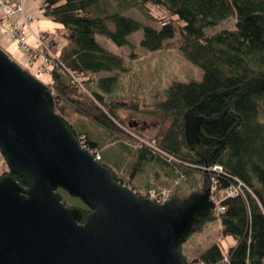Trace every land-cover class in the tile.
I'll return each instance as SVG.
<instances>
[{"label":"trees","instance_id":"obj_1","mask_svg":"<svg viewBox=\"0 0 264 264\" xmlns=\"http://www.w3.org/2000/svg\"><path fill=\"white\" fill-rule=\"evenodd\" d=\"M126 6L136 9L158 29L110 13L107 0H43L38 10L58 25L55 33L60 37L50 43L54 57L50 59L48 80L43 83L53 95L55 113L88 153L100 155V164L118 183L147 198L150 189L159 190L154 187L156 182L149 175L140 192L133 179L150 166L148 174L162 181L167 178L170 197L183 200L201 191L204 166L186 142L185 113L212 95L199 110V115L207 119L201 129L212 141L228 134L234 120L223 114L229 98L225 92L251 79H264V0H126ZM226 21L230 28L207 32ZM108 23L113 25L112 30ZM139 30L140 46L145 51L174 49L201 69V79L171 82L163 98L150 105L137 98L114 97L121 76L130 72L134 55L128 61L111 53L96 37L125 46L131 45L128 37ZM176 32L179 38L173 40ZM99 74L104 75L96 78ZM231 109L242 123L209 159V167L220 170L210 172V180L214 196L222 197L223 212L201 218L192 230L199 231L205 223L218 219L221 240L230 238L231 242L226 247L217 242L192 260L183 255L185 264L198 260L206 264H264V89L243 94ZM119 110L154 117L159 123L157 133L149 139L143 137L121 121ZM69 115L82 117L97 129L75 130L65 119ZM133 135L146 144L140 145ZM201 144L209 147L205 140ZM123 169L129 175L123 174ZM183 176L192 187L188 194L180 182L173 185ZM230 186L239 187L240 194L224 197ZM59 193L66 206L81 209L84 216L88 213L78 199L62 190Z\"/></svg>","mask_w":264,"mask_h":264},{"label":"water","instance_id":"obj_2","mask_svg":"<svg viewBox=\"0 0 264 264\" xmlns=\"http://www.w3.org/2000/svg\"><path fill=\"white\" fill-rule=\"evenodd\" d=\"M262 89L255 78L225 92L223 114L234 125L218 141L199 115L212 95L185 113L186 142L205 167L242 123L231 104ZM0 154L8 168L0 177V264H185L180 245L214 209L208 171L200 192L164 204L118 183L55 113L49 87L1 48ZM59 190L88 213L66 206Z\"/></svg>","mask_w":264,"mask_h":264},{"label":"rangeland","instance_id":"obj_3","mask_svg":"<svg viewBox=\"0 0 264 264\" xmlns=\"http://www.w3.org/2000/svg\"><path fill=\"white\" fill-rule=\"evenodd\" d=\"M28 2H30L34 13L32 14L26 13L24 7H23V11L20 13L26 16L34 17L35 19H37V22L33 24L30 28L25 29L24 45H22L20 41L17 39L19 38L18 35H15V33L10 30V28H12L13 25L12 26L10 25L9 26L10 28H6L5 26H3L4 24H2L1 22L2 15L0 12V48L7 55H9L14 61L23 65V68L25 69L30 68L29 70L36 74V78L38 80L42 82H46L48 80L47 73H49V71L42 68L44 57L40 56V54L37 52L39 50V47L36 43L37 39H34V37L35 35L41 33H51L55 35L57 40H60V37L55 33L57 32L56 28L58 27V25L38 12V8L41 6L42 0L28 1ZM107 6H108L107 9L110 13L115 12L118 14L129 16L137 21H140L144 25H149L151 27H154L155 29H158V26L156 24L148 22L143 17V15H141V13L138 12L136 9H128V7L126 6V0H107ZM21 17L22 15H20L19 13L13 14V21L16 22L18 26L24 25V23H21L22 22ZM107 26L110 30L113 29L112 24L108 23ZM224 27L230 28L231 27L230 22L226 21L224 23H221L217 27L207 30V32L214 33ZM178 38H179V34L178 32H176L173 40H176ZM96 39L97 42L105 50L114 53L116 55H119L121 57H124L126 60L132 59L131 56L134 55L133 60L131 61V63H129L130 72L126 76H121L120 82L118 84V89L114 97L122 98L126 100L137 98L136 100H139L141 102H143L144 99H147V102L150 101L148 102L150 105L163 98L164 91L171 82L174 81L188 82L190 80L201 79V75H202L201 69L198 66L193 65L188 61H186L178 51L174 49L162 50L157 52L145 51L140 46V41L142 39L141 30L133 33L128 37L131 45L116 46L111 41L105 39L102 36H97ZM45 56L48 57V58L45 57L47 60L52 59L50 58L51 55L45 54ZM102 75L104 74H99L96 76V78ZM139 114L140 113H132L126 110H119L117 116L127 126H130L133 124H137V121H139V119L142 118V116L140 115L143 114L140 115ZM135 115L138 116L135 117ZM65 119L75 130L85 128L87 130L93 131L94 129H97L95 124L76 115H69L65 117ZM209 168H210L209 166L208 167L201 166L203 172L208 171L210 173L211 171L208 170ZM7 170L8 168L4 164L3 158L0 154V176L6 173ZM150 170L151 167L148 166L147 168H145L143 173L138 175L139 177L135 178V180L140 179L141 184L144 186L145 181L147 180L146 177L150 175L152 178H154V176L151 175L152 173L148 174ZM127 173L128 171L126 170L125 172L123 169V174H126L127 176L129 175ZM195 174L199 175L198 173ZM166 179L167 178H165L163 182H158V183L157 181H155L156 184L154 187H156L159 190H168V188L166 187L168 183ZM179 179L173 182V185L180 182L179 185L184 189L185 194L191 192L192 187L189 186L187 177L183 176L182 178L179 177ZM212 187L213 185H211V189ZM152 189L155 190V188ZM140 192H142V190ZM233 193H235L233 190L231 193L225 190L224 197L229 198L230 195ZM219 198L215 197L213 192L211 191V200L214 204L215 209L210 214H213V212L221 208L220 203L222 197L220 196ZM217 242H221L223 247H226L227 244L231 242V239L228 238L221 240L220 221L218 219H215L205 223L199 231H194L191 234H189L186 241L180 245V252L187 259L192 260L197 258L202 252H204L207 248H209L210 246H212Z\"/></svg>","mask_w":264,"mask_h":264},{"label":"built area","instance_id":"obj_4","mask_svg":"<svg viewBox=\"0 0 264 264\" xmlns=\"http://www.w3.org/2000/svg\"><path fill=\"white\" fill-rule=\"evenodd\" d=\"M22 11H23V0H20V1L19 0H0V12L2 15L1 22H2V24H4L3 26H5L6 28H10L9 26L13 25V27L10 28V30L12 32H14L15 35H18L19 38H17V39L20 41V43L22 45H24L25 29L30 28L33 24H35L37 22V19H35L32 16H26L24 14H21L20 12H22ZM38 12L40 14H42L41 9H39ZM16 13L17 14L19 13L20 15H22V17H21L22 22L21 23H24L23 26H18V24L13 21V14H16ZM34 39H37L36 43L39 47V50L37 52L40 54V56L44 57V62L42 63V68L45 70H48L50 72V70H49L50 69L49 65H51L50 59L47 60L45 58V57H47V56H45V54L51 55L50 58L54 57V53L52 52V49L50 47V43H52V41L55 39V36H54V34H51V33H41V34L35 35ZM38 47H37V49H38ZM57 49H60V45H57ZM44 51H46V52H44ZM21 66L23 67V65H21ZM47 74H49V73H47ZM134 137L137 140H139L140 145L146 144L140 138H138L136 136H134ZM82 147L85 148L83 145H82ZM93 156H94V159L96 161H99L100 155L98 153L93 154ZM208 170H210L211 172L212 171L220 172L219 168L216 166H214L213 168L210 167ZM214 190H215V187L213 186L211 191L214 192ZM232 190L235 193L231 194L230 197H236L240 194V188L239 187L230 186L226 189V191H228L229 193H231ZM147 198H149L150 200L154 201L157 204H164L167 200L170 199V191L169 190H153V189H150L148 192ZM222 212H223V209L219 208L218 210L215 211V215H219ZM191 264H206V263L198 260V261L192 262Z\"/></svg>","mask_w":264,"mask_h":264},{"label":"crops","instance_id":"obj_5","mask_svg":"<svg viewBox=\"0 0 264 264\" xmlns=\"http://www.w3.org/2000/svg\"><path fill=\"white\" fill-rule=\"evenodd\" d=\"M23 1H25V2H23V7H24V10L26 11V13H28V14L34 13L33 8L31 6L30 2H28V1H37V0H23ZM143 102L147 104L150 101L147 102V99H144ZM136 116H138V115H135V117ZM140 116H142V118L139 119V121H137V124L131 125V127L136 132L142 134L143 137H145V138H148L149 139V138L154 137L155 134L157 133V130H158V125H159L158 121L154 117H152V116H147V115H144V116L143 115H140ZM154 172L156 173V172H158V170H155ZM156 174L158 175V173H156ZM136 177H139V176H135V178ZM135 178L133 179V185L136 186V188L138 190L144 189L145 186H143L141 184L140 180H138V179L135 180ZM155 178H156V180H155ZM151 180L152 181H157V182H163L161 180V178L158 177V176L152 178Z\"/></svg>","mask_w":264,"mask_h":264},{"label":"bare ground","instance_id":"obj_6","mask_svg":"<svg viewBox=\"0 0 264 264\" xmlns=\"http://www.w3.org/2000/svg\"><path fill=\"white\" fill-rule=\"evenodd\" d=\"M201 190H202V189H201ZM214 209H215V208H214ZM214 209H213V210H214ZM216 216H218V215H216Z\"/></svg>","mask_w":264,"mask_h":264},{"label":"flooded vegetation","instance_id":"obj_7","mask_svg":"<svg viewBox=\"0 0 264 264\" xmlns=\"http://www.w3.org/2000/svg\"><path fill=\"white\" fill-rule=\"evenodd\" d=\"M132 128V127H131Z\"/></svg>","mask_w":264,"mask_h":264}]
</instances>
